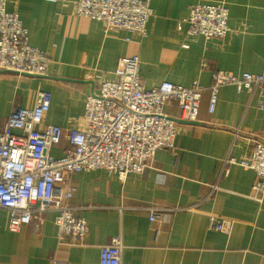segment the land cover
Returning <instances> with one entry per match:
<instances>
[{"label":"crops","instance_id":"crops-1","mask_svg":"<svg viewBox=\"0 0 264 264\" xmlns=\"http://www.w3.org/2000/svg\"><path fill=\"white\" fill-rule=\"evenodd\" d=\"M76 1L8 0L29 44L52 63L44 77L0 69V131L16 108L32 109L41 91L52 101L38 129L83 130L87 97L115 80L119 61L130 57L139 58L147 89L199 81V114L177 123L175 150L157 152L142 175L122 181L96 170L69 177L76 189L69 205L89 226L79 246L59 245L53 211L13 232L8 211L0 209V264H98L100 248L115 237L123 241L121 264H264V193H254L253 170L225 162L249 158L264 142V95L223 87L209 111L213 72L264 76V0H144L153 11L146 37L106 33L102 22L77 16ZM196 4L228 8L226 37L188 35L185 21ZM165 113L178 119L177 103ZM69 146L64 139L51 154L60 158ZM153 208L162 210L155 222ZM211 219L230 223L231 232L213 230Z\"/></svg>","mask_w":264,"mask_h":264},{"label":"built area","instance_id":"built-area-1","mask_svg":"<svg viewBox=\"0 0 264 264\" xmlns=\"http://www.w3.org/2000/svg\"><path fill=\"white\" fill-rule=\"evenodd\" d=\"M0 0V69L37 77L47 75L50 56L29 44V33L18 13ZM77 16L102 22L105 32L127 31L146 37L153 15L144 0H77ZM229 10L225 5L196 4L185 23L188 35L198 39L226 37ZM181 29V28H180ZM116 79L102 83L97 94L85 102V128L69 129L43 125L50 111L52 95L39 92L32 109L16 108L0 131V209L8 211L9 229L20 231L37 214L56 213L55 225L60 246H79L89 233L85 219L77 217L69 201L76 189L69 177L105 170L124 181L129 175H142L159 151H174L177 123L165 113L176 102L180 121L197 120L204 87L194 81L190 87L163 82L147 89L140 76L138 57L122 58ZM232 86L238 93L264 95V76L245 73L236 76L212 73L209 111L214 112L220 89ZM67 140L69 148L60 158L52 150ZM226 165L253 170L257 182L254 193H264V142H257L249 158L228 157ZM165 211V210H163ZM162 210L150 209V221ZM213 230L226 234L232 225L211 219ZM123 241L112 238L100 248L98 264H121ZM65 264V263H57Z\"/></svg>","mask_w":264,"mask_h":264},{"label":"water","instance_id":"water-1","mask_svg":"<svg viewBox=\"0 0 264 264\" xmlns=\"http://www.w3.org/2000/svg\"><path fill=\"white\" fill-rule=\"evenodd\" d=\"M37 77V76H36ZM176 123H179V122H182V121H180V120H178V119H173Z\"/></svg>","mask_w":264,"mask_h":264}]
</instances>
